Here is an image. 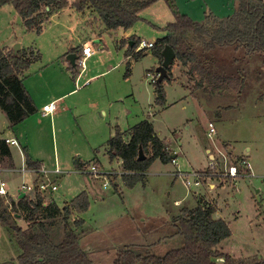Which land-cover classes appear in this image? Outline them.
I'll return each mask as SVG.
<instances>
[{"label": "rangeland", "instance_id": "rangeland-1", "mask_svg": "<svg viewBox=\"0 0 264 264\" xmlns=\"http://www.w3.org/2000/svg\"><path fill=\"white\" fill-rule=\"evenodd\" d=\"M222 1H225L224 9ZM173 6L166 0H156L142 10L140 19L125 31L122 27L106 29L95 10L83 15L73 7L66 8L45 24L42 35L25 27L11 3L0 7V46L12 49L20 43V49L39 53L23 71L22 78L26 89L37 92L42 98H54L71 87L64 71L73 74L66 59L67 50L78 48L87 36L92 40L102 38L104 49L93 43L98 54L86 59L84 73L91 75L108 69L110 72L65 97L64 102L59 103L60 112L52 114V118L36 111L26 124L31 158L48 171L47 178L43 179L57 185L56 190L47 189L43 193L45 200L53 199L61 206L80 191L87 192V209L78 213L79 217L71 215L68 224L74 227V218L82 219V225L76 227L75 232L92 264H112L117 251L127 247L137 253L160 256L181 246L182 237L174 235L173 218L182 208L196 207L200 198L215 206L213 217L223 219L230 229V235L218 246L222 252L236 258H264V57L247 52V48L238 43L216 46L211 53L217 60L227 65L241 61L238 80L219 89H212L207 82L197 88L198 77H191L175 59L170 67L171 80L163 81L165 104H155L150 75L155 73L160 59L148 49H143L137 57L125 59L131 40L119 44L124 32L129 30V38L156 41L164 35L157 27L174 20L173 9L190 16L193 9V15L204 20L210 13L218 17L231 14L237 2L173 0ZM99 54L102 55L99 57ZM113 93L121 96L107 97ZM87 98L110 100L112 106L111 112L106 109L107 119L111 113L113 116L122 114L120 122L117 121L122 131L141 120L152 121L158 136L168 142L169 149L175 153V162L155 158L145 172V182L127 186L121 176L119 159L110 160L105 152L109 135L107 119L103 120L104 116L96 111L91 113L86 107ZM82 99L78 107L80 115L73 114L69 107L63 110L62 106H71L74 100ZM33 118L38 126L31 123ZM117 122L114 119L111 125ZM209 123L214 133L209 132ZM17 125L11 127L0 109V139L14 135ZM125 137L128 140V136ZM7 144L11 159L3 161L2 165L13 163L15 169L2 173L8 195L0 196V212L10 217L4 210L9 207V197L16 199L21 185H32L37 174L26 168L20 145ZM242 153L247 155L249 168L242 169V174L233 179L225 176L222 169L245 156ZM77 157L88 164L96 163L101 176L94 177L89 169L77 170ZM55 168L61 172L53 173ZM195 170L203 174L200 184L192 183L188 187L181 173ZM188 179L194 181L192 176ZM15 220L17 225L26 226L20 215ZM48 228L53 241H60L61 217ZM12 233L11 228L0 221V264L15 259L20 252Z\"/></svg>", "mask_w": 264, "mask_h": 264}, {"label": "trees", "instance_id": "trees-1", "mask_svg": "<svg viewBox=\"0 0 264 264\" xmlns=\"http://www.w3.org/2000/svg\"><path fill=\"white\" fill-rule=\"evenodd\" d=\"M155 1L73 0L71 7L79 12L92 8L108 30L118 27L128 29L140 19L139 13ZM166 1L174 8L173 0ZM235 1L237 6L231 14L218 17L210 13L202 21H195L188 14L173 9L174 20L157 27L164 35L148 48L150 53L158 56L161 63V51L166 44L170 45L175 51V59L186 68L187 73L198 77L197 88L207 82L212 89H219L232 80L237 81L241 76V61L227 65L217 60L211 51L219 45L238 43L244 45L247 52H256L264 57V0ZM8 3L13 5L25 27L37 33L41 31L47 15L69 5L68 0H0V7ZM130 40L132 44L127 47L126 56L137 57L143 50H135L139 38L132 37ZM74 50L72 48L70 52ZM38 56L39 53L33 49H20L14 53L13 49L6 50L0 46V109L5 112L11 127L37 111L24 85L22 73ZM170 67L167 69L169 77L163 81L171 80ZM72 70H77V64ZM163 81H152L154 102L159 106L165 104ZM125 136H128L127 141ZM140 146L144 153H148L143 160H138ZM105 151L110 160H121V176L129 187L145 182V172L155 158L172 161L173 154L168 142L158 136L150 120H141L125 131L116 127L105 143ZM23 156L27 168L41 167V163L32 160L24 149ZM9 159L10 147L5 139H0V165ZM87 164L80 159L75 160L78 170ZM38 178L37 175L34 184ZM43 193L35 188L20 198L9 197V207L4 210L9 212L10 217L0 212V221L11 228L20 249L15 259L2 264H92L75 232V228L82 225V219L74 218V227L68 224L71 215L87 209V193L80 192L62 206L54 200L46 202ZM214 212L215 206L200 198L196 207L182 208L173 218L174 234L182 237L181 246L169 249L160 256L123 248L117 251L112 264H264L262 257L236 258L218 248L220 242L230 235V229L223 219L213 217ZM17 215L25 220V227L15 223ZM59 216L62 237L55 242L48 225H53ZM218 258L222 261H216Z\"/></svg>", "mask_w": 264, "mask_h": 264}, {"label": "crops", "instance_id": "crops-1", "mask_svg": "<svg viewBox=\"0 0 264 264\" xmlns=\"http://www.w3.org/2000/svg\"><path fill=\"white\" fill-rule=\"evenodd\" d=\"M69 1V5L68 6H66V7H64V8H62V9H60V10H55V11H53V12H51L49 15H47V17H45V19L43 20V23H42V29H41V31L40 32H38L40 35H42L44 32H43V29H44V26H45V24L46 23H48V22H50V19H54V18H56V17H58V16H60L62 13H63V11L64 10H66V8H72L71 7V3H72V1L73 0H68ZM195 1V0H194ZM222 3H223V5L224 6H222V8L224 9L225 8V1H222ZM74 9V8H73ZM94 10L92 9V8H86L85 10H83V11H81V12H79V11H77V12H79V13H81V14H85V12H93ZM204 11L205 10H201V13L204 15ZM95 12V11H94ZM191 13H192V16H190L189 14V16L192 18V19H194L195 21H201V20H203L202 19V17H201V19H200V17L199 18H197V15H193V9H191ZM226 15H228V14H224V15H222V16H226ZM21 20H22V18H21ZM98 20H101L100 18H99V16H98ZM22 23H23V20H22ZM24 24V23H23ZM164 26V25H163ZM159 27H161V26H159ZM124 29V28H123ZM28 30H33V29H28ZM126 29H124V31H125ZM129 30L127 31V32H124V35H123V37H122V39H119L120 41H119V44L120 45H123L124 44V42H125V40H127V39H131V38H129L130 36H129ZM140 39V38H139ZM92 41V43H97V44H99V46H101V49H104V44H102V38H101V36H98V38H95V39H93L92 40V38H88V36L81 42V45L78 47V48H74L75 50L73 51L74 53H76L77 55H79V53L80 52H77L78 50H80L79 48H81V46L84 44V43H87V44H89L90 42ZM132 44V41H129V45H131ZM3 47H5V46H3ZM73 47H71L69 50H67V54L68 53H71L70 52V50L72 49ZM5 49L6 50H8L9 48H7V47H5ZM136 50V49H135ZM34 51V50H33ZM66 51V50H65ZM102 51V50H101ZM127 51V50H126ZM148 51H149V53H150V50L148 49ZM34 52H36V51H34ZM109 52V51H108ZM93 54H98V52H97V50H95V52L93 53ZM92 54V55H93ZM91 55V56H92ZM102 54H99V57L101 56ZM91 56H89V57H91ZM88 57V58H89ZM87 58V59H88ZM128 58H131V55H127V56H125V59H128ZM67 59V58H66ZM175 60V59H174ZM173 60V61H174ZM69 62V61H68ZM129 66H131V64H129ZM71 67L72 68H74L75 66H72L71 65ZM68 69H70L69 67H68ZM112 70V69H111ZM66 73V76H67V78H68V85H69V83H70V85H71V87L66 91V92H63V93H61V94H58V95H56L54 98H42L41 97V95H39V94H36L37 92H34L33 90H31V89H28L27 91L30 93V95H31V97L33 98V101H34V103H35V106H36V108H37V111H39L40 112V109H41V107L45 104V103H49V102H51V101H54V100H56V101H58L60 104H62V102H64V99H65V97L67 98L69 95H71V94H73V92L74 93H76V92H79L80 90H82V89H84V88H86V87H88V86H90L91 84H92V81H96V80H98L101 76H105V75H107V72H110L109 71V69L108 70H102V71H100V72H98V73H96V74H91V75H85V73H84V71H85V67H84V69L83 70H81L78 66H77V70H75V71H73L72 70V76L69 74V71H67V70H64ZM71 71V70H70ZM86 72V71H85ZM69 74V75H68ZM104 74V75H103ZM76 75V76H75ZM69 76V77H68ZM90 79H92L91 81H90V83L88 84V85H83V84H85V82H87L88 80H90ZM25 85V84H24ZM67 85V86H68ZM76 91V92H75ZM121 96V95H119V93H113V94H111L110 96H107V97H109V98H113L114 96L116 97V96ZM96 96L97 97H100V94L98 93V92H96ZM117 96V97H118ZM88 99V101L86 102V107H88V108H90L91 109V113H94L95 111L97 112V113H99L100 115H103L104 117H102V119L104 120H106L107 119V117H108V111H110L111 112V110H110V108H111V106H112V102L110 101V100H106V99H103V98H94V99H92V98H87ZM114 99V98H113ZM81 102H83V99L82 100H74L72 103H71V106L69 105V106H62V108H63V110L64 109H67V107H69V109L71 110V112L73 113V114H76V115H80L81 114V111H79V109H78V107L80 106V104H81ZM109 108V110L107 111L106 109H108ZM60 110V109H59ZM59 110H57V111H59ZM57 111H55L53 114H56V112ZM60 112V111H59ZM121 115L122 114H120L119 116L116 114L115 116H113V113H111L110 114V116H109V119H107L106 121H105V123H106V129L109 131V135H108V138L111 136V135H113V133H114V130H115V128L116 127H118V122H120V117H121ZM33 116H34V114H33ZM32 115L30 116V117H28L27 119H25L24 121H22L20 124H18L17 126V132L15 131V133H14V135H12V136H10V137H6V138H13V139H15L17 142H18V144L20 145V147L22 148V150L24 149L25 151H26V153L28 154V156L31 158V150H30V148H28V145L30 146V144L28 143V141H29V137H28V130L26 129V124L28 123V120L30 119V118H32L33 117ZM46 117H51L52 118V114H51V116L50 115H45ZM54 117H55V115H54ZM116 120V122H117V124H114V125H111V121H113V120ZM37 122H39V120H37ZM31 123H33V124H35V125H37L36 124V119H32L31 120ZM116 125V126H115ZM134 125V124H133ZM38 126V125H37ZM102 126H104V121H103V124H102ZM115 126V127H114ZM132 125H130L129 127H131ZM128 127V128H129ZM114 128V129H113ZM128 128H126V130L128 129ZM122 131V130H121ZM125 131V130H124ZM107 138V139H108ZM126 138V137H125ZM107 139L105 140V141H107ZM125 141H127V139H125ZM106 143V142H105ZM106 152V151H105ZM209 152V151H208ZM224 152L222 151V153H221V155L223 154ZM242 154H244V153H242ZM23 155V154H22ZM245 156H247L246 154H244ZM78 158V157H77ZM210 158V157H209ZM23 159H24V156H23ZM32 159V158H31ZM78 159H80V158H78ZM117 159H119V158H117ZM33 160V159H32ZM81 160V159H80ZM119 161H120V163H121V160L119 159ZM12 163V162H11ZM13 164V163H12ZM12 164H8L7 166H3L2 164L0 165L1 167H3L4 169H6V171H10V170H12V169H15V166H13ZM27 168V167H26ZM78 170V169H77ZM53 171V170H52ZM82 191H84V192H86L85 190H82ZM82 191H80V192H82ZM79 192V193H80ZM78 193V194H79ZM87 193V192H86ZM76 196V195H75ZM74 196V197H75ZM16 198H17V196H16ZM47 198V197H46ZM72 199V198H71ZM70 199V200H71ZM51 200H53V199H47L46 200V202H48V201H51ZM70 200H66V201H64V203L65 202H69ZM57 203V202H56ZM58 204V203H57ZM59 205V204H58ZM60 206V205H59ZM62 206V205H61ZM73 216H75V217H79L78 216V213H77V215H73ZM175 236L176 235H178V234H174Z\"/></svg>", "mask_w": 264, "mask_h": 264}, {"label": "built area", "instance_id": "built-area-1", "mask_svg": "<svg viewBox=\"0 0 264 264\" xmlns=\"http://www.w3.org/2000/svg\"><path fill=\"white\" fill-rule=\"evenodd\" d=\"M154 44V41H146L144 39H139L137 45H136V50H140V49H148L150 47H152ZM95 52V48L93 46V43L90 42L89 44L84 43L81 48H80V53L76 59V64L77 66L83 70L85 67V61L86 59L91 56L93 53ZM147 75L149 76L150 74L147 73ZM157 73L155 72L154 74L150 75L151 80L154 81L157 78ZM59 110V102L54 100L51 101L49 103H45L41 109H40V113L41 115H51L53 114L55 111ZM209 132L210 133H214L215 129L213 127V125L211 123H209ZM5 142L6 143H10V144H14L17 145L18 142L13 139V138H5ZM172 161L175 162V158H172ZM249 168V161L246 158V156H243L241 158H239L238 160L229 163V165H226L222 170H223V174L227 177H231L232 179L235 177H238L241 172L242 169H247ZM29 169V168H27ZM89 169V172L94 176V177H100L101 176V172H99L98 170V166L96 163L93 164H87L85 168L79 170V171H87ZM30 171L34 172L35 174H37L39 176L38 181L36 184H22L21 185V190L25 191V192H32L35 188H37L39 191L41 192H46L47 189L50 190H56L57 189V185L55 183L50 182L48 179L44 180L43 178L46 176V173L48 171L44 170L42 167H40L39 169H29ZM6 171V169H4L3 167L0 166V196H7L8 195V190H7V182L3 179L2 177V173ZM53 173L57 174L60 173L61 170L59 168H55L53 171ZM247 173V172H244ZM184 177H185V184L186 186L190 187L191 184L193 183L194 185H199L200 181H201V175H203L201 172L199 171H192V172H186V173H181ZM194 177V181L191 182L190 179H188V177ZM47 178V177H45ZM103 185H106V182L103 183ZM50 186V188H49Z\"/></svg>", "mask_w": 264, "mask_h": 264}, {"label": "water", "instance_id": "water-1", "mask_svg": "<svg viewBox=\"0 0 264 264\" xmlns=\"http://www.w3.org/2000/svg\"><path fill=\"white\" fill-rule=\"evenodd\" d=\"M21 48V44L20 43H16L12 49L14 51V53H17ZM161 56H162V61L161 63H159L156 67H155V72L158 74L157 78H156V82H161L163 81L165 78L169 77L168 71L167 69L170 67L171 63L173 62V60L175 59V51L173 50V48L166 44L162 51H161ZM78 55L74 52L68 53L66 55L67 60L69 61V63L72 66H75L76 64V59H77ZM175 153L172 154V158H175ZM210 159L213 158V155H209ZM146 158V155L142 149V147H139L138 150V160H143ZM25 195V191L23 190H19L18 194H17V198H20L22 196ZM18 216V215H17Z\"/></svg>", "mask_w": 264, "mask_h": 264}]
</instances>
